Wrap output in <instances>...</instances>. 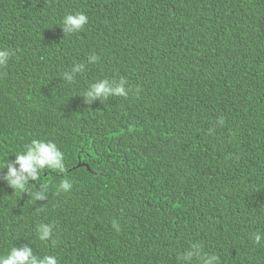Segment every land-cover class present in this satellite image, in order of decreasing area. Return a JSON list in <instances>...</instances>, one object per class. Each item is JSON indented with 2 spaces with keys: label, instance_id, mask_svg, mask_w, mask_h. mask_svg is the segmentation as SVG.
<instances>
[{
  "label": "trees",
  "instance_id": "16d2710c",
  "mask_svg": "<svg viewBox=\"0 0 264 264\" xmlns=\"http://www.w3.org/2000/svg\"><path fill=\"white\" fill-rule=\"evenodd\" d=\"M78 11L88 23L64 34L62 17ZM182 45L221 89L207 104L194 95L176 96L169 122L170 99L156 94L151 65ZM3 49L13 54L0 67V167L33 139L55 142L66 164L64 173L43 170L22 194L5 183L6 168L0 171V206L9 203L20 212L19 244H30L38 256L54 254L59 264H181L178 253L193 243L218 255L220 264H264V239L258 245L251 238L264 232V0H0ZM93 54L98 60L89 63ZM81 63L84 71L74 81L63 79ZM179 67L155 72L160 86L174 83ZM105 78L127 82L126 100L87 103L81 94ZM153 110L158 124L169 123L141 132L137 128ZM241 116L254 118L241 169L247 195L234 184L235 168L224 153L239 134ZM196 151L217 157L198 169L188 161ZM114 153L132 154L135 175L150 172L142 181L120 169L105 175L116 164ZM65 179L71 190L57 192ZM229 181L233 189L218 208L210 189ZM41 186L46 195L33 202ZM156 208L170 214L163 242L129 248L124 259L108 257L135 234H156L154 225H144ZM9 215L0 210V221ZM41 223L54 225L51 240L38 239ZM7 252L0 243V255Z\"/></svg>",
  "mask_w": 264,
  "mask_h": 264
},
{
  "label": "clouds",
  "instance_id": "9594fccd",
  "mask_svg": "<svg viewBox=\"0 0 264 264\" xmlns=\"http://www.w3.org/2000/svg\"><path fill=\"white\" fill-rule=\"evenodd\" d=\"M88 23V16L83 12H70L62 17L61 28L64 34H72L83 30L84 26ZM11 53L7 49L0 50V67L7 65ZM98 57L93 54L88 57L89 63H95ZM180 65L177 73V80L174 83H168L164 86H160L159 79L154 76V73L160 70L169 71L176 65ZM153 70V78L155 83L156 94L167 95L170 99V104L167 106L168 111L171 113L169 122L174 116V98L181 95H194L203 103L214 102L218 99V91L221 86L218 82L213 83L209 80L208 75L210 74L204 69L198 62L192 63L191 51L188 46L182 45L177 46L175 50L173 48L165 54V59L159 66L151 65ZM85 65L75 64L71 72H65L63 79L72 82L75 80L76 75L84 71ZM113 82V81H112ZM128 85L124 79L115 81L110 84L109 79H100L96 83H92L88 88L81 94L84 100L91 104L93 101L106 100L110 96H114V99H118L122 96V101L126 100L128 96ZM116 96V97H115ZM125 117L133 119L135 115L123 113ZM159 112L156 110L148 113L142 125L137 128L141 132H147L150 129L159 130L160 128L167 125V123L158 124ZM254 118L250 116L245 119L241 116L240 130L236 140L228 146L224 151L226 156L230 159L234 165L235 172L233 176L234 184L247 195L248 184L243 180L241 175L242 165L250 150L251 143V126ZM223 118L219 119V124H223ZM112 132L108 134L112 139ZM112 145V142H111ZM184 151H176L168 159L174 160L177 155H183ZM15 159H6L3 167H0V171L4 168L7 173L3 179L5 183L14 189L18 193L27 192L26 186L30 181H38L40 173L47 169H55L59 173H64L66 170L65 155L53 141L37 140L33 139L30 143L25 144L23 149L18 153L14 154ZM116 164L108 170L105 175H111L116 172V169L124 170L125 176L128 179H134V181L143 180L144 175L150 171H141L135 175L137 168V160L133 158L132 154L120 156L118 153L113 154ZM217 155L206 154L200 151H196L191 157H188V161L198 169H206L216 159ZM79 166H86V163L79 161ZM16 166H19L18 168ZM105 178V176H104ZM72 188V183L65 179L60 182L57 186V192H69ZM233 189L232 181L228 184L215 183L210 189V196L212 198L213 205L223 209L225 202L223 198H226V194ZM46 186H41L39 190H35L32 193V201L35 202L37 199H41L46 195ZM0 210H8L9 216L1 217L0 227H5V231L0 232V243L8 251L6 254L0 255V264H59L58 258L54 254H40L35 255L33 253V247L27 243H18L20 241V229L19 222L21 221L20 212L16 207L9 203H3L0 206ZM170 214H162L160 210L156 208L153 216L146 219L144 225H154L157 228V232L154 235L141 236L134 235L125 241L119 242L109 251L108 257L117 256L124 259L126 250L129 248L134 249L135 246L145 245L148 248H152L163 242L164 236L162 230L164 224ZM112 227L119 232V224L116 221L112 222ZM53 224L38 225L36 229L37 237L40 241L46 242L53 237ZM69 228V227H68ZM252 240L256 244H260L264 239V232L256 231L251 234ZM55 244V241H52ZM25 244V245H24ZM22 245H24L22 247ZM177 259L181 264H192L195 259L197 264H220V258L214 253H207L204 251V246L200 243H193L189 248L184 250L182 253H178Z\"/></svg>",
  "mask_w": 264,
  "mask_h": 264
}]
</instances>
